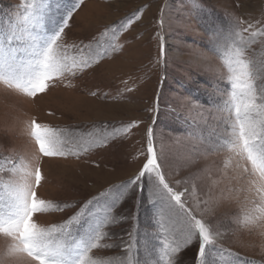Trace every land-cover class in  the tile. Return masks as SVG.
<instances>
[{
    "label": "snow or ice",
    "instance_id": "snow-or-ice-1",
    "mask_svg": "<svg viewBox=\"0 0 264 264\" xmlns=\"http://www.w3.org/2000/svg\"><path fill=\"white\" fill-rule=\"evenodd\" d=\"M192 2L196 7L199 0ZM82 5L83 0H21L7 20L0 16V95L36 98L65 79L81 76L111 53L123 50V45L107 39L110 33L116 37L118 32L129 30L132 21L142 19L136 15L105 26L87 44H69L67 30ZM168 7H161L156 21L160 57L166 54L161 33ZM199 19L205 21L216 40L213 51L224 70L220 80L223 88L218 89L222 97L217 106L219 123L205 151L225 153V167L235 173L232 180L240 183V191L248 193L241 208L243 219L235 218L238 227L250 234L259 230L264 236V54L258 56L252 47L260 44L264 49V11L254 20L234 13L227 29L206 17ZM134 90L125 87L118 95ZM200 103L198 99L186 101L189 107ZM153 111L158 112V108ZM140 123L132 121L112 127L110 132L108 126L102 131L75 132L42 124L35 118L23 122L22 134L31 145L28 161L21 157L18 164L13 155L0 156V264H180V254L197 244L194 264H241L231 249L217 245L220 233L213 232L204 219L206 209L201 207L209 201L197 198L190 202L189 187L180 188L186 182L170 179L165 148L157 147L155 120L145 131V147L140 153L144 158L133 177L87 200L59 223L42 226L36 222L38 214L74 206L39 197L38 189L46 182L42 169L45 158L80 159L126 139ZM130 192L151 209L143 249L135 223L124 230L127 239L111 230L129 219L138 222L135 213L115 214ZM117 248L120 255H103Z\"/></svg>",
    "mask_w": 264,
    "mask_h": 264
},
{
    "label": "rangeland",
    "instance_id": "rangeland-1",
    "mask_svg": "<svg viewBox=\"0 0 264 264\" xmlns=\"http://www.w3.org/2000/svg\"><path fill=\"white\" fill-rule=\"evenodd\" d=\"M20 2L0 0V16L7 20ZM238 3L242 5L239 8ZM165 4L169 7L161 35L165 38L166 54L160 57L156 21ZM262 11L264 0H199L196 7L192 0H83L67 30L69 44H87L105 26L126 22L136 15L142 19L132 21L129 30L118 32L116 37L110 33L107 39L123 45V50L111 53L81 76L65 79L36 98L0 95V156L13 155L18 164L21 157L28 161L31 145L22 129L23 122L30 118L75 132L102 131L104 126L110 132L112 127L132 121L141 123L131 129L126 139L111 142L80 159L45 158L42 169L46 182L38 189L39 197L74 206L38 214L36 222L42 226L59 223L87 200L133 177L144 158L140 153L145 147V131L155 120L157 147L165 148L170 179L186 182L180 188L189 187L190 202L197 198L209 201L201 207L206 209L204 219L213 232L220 233L217 245L231 249L241 264H264V236L259 230L250 234L238 227L235 219H243L241 208L248 193L240 191V183L232 180L235 173L225 167V153L205 151L210 134L219 123L217 106L222 97L218 89L223 88L220 80L224 70L222 60L213 51L216 40L205 21L199 19L206 17L227 29L232 14L254 20L261 18ZM252 47L258 56L264 54L260 44ZM125 87L135 90L121 97L118 91ZM189 99L201 103L189 107ZM133 213L138 222L129 219L111 230L127 239L124 230H130L135 223L143 249L151 209L130 192L115 214ZM197 247L198 244L193 245L181 253L180 264H194ZM120 253L117 248L103 255L113 257Z\"/></svg>",
    "mask_w": 264,
    "mask_h": 264
}]
</instances>
